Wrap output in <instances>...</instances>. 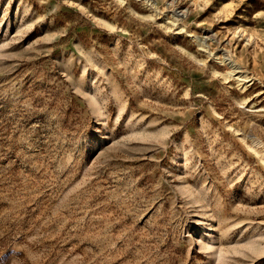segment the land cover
Masks as SVG:
<instances>
[{"label": "rangeland", "instance_id": "rangeland-1", "mask_svg": "<svg viewBox=\"0 0 264 264\" xmlns=\"http://www.w3.org/2000/svg\"><path fill=\"white\" fill-rule=\"evenodd\" d=\"M0 264H264V0H0Z\"/></svg>", "mask_w": 264, "mask_h": 264}, {"label": "bare ground", "instance_id": "bare-ground-1", "mask_svg": "<svg viewBox=\"0 0 264 264\" xmlns=\"http://www.w3.org/2000/svg\"><path fill=\"white\" fill-rule=\"evenodd\" d=\"M198 45L204 47V41L198 39ZM223 62H225L227 65L230 66V68H231V71L229 72V75H230V76H234V75L239 74V72H238L237 69H236L237 67H236L234 64L231 63L232 61H230V59L225 58V59L223 60ZM235 69H236V70H235ZM237 78H239L238 81H239L240 83H242V85H243L244 83H247V82H248L247 79H246V76H243L242 74H239V75L237 76ZM256 144H257V143H256Z\"/></svg>", "mask_w": 264, "mask_h": 264}]
</instances>
